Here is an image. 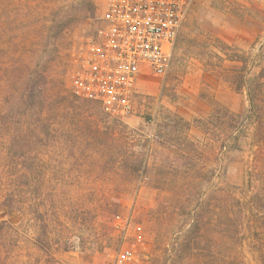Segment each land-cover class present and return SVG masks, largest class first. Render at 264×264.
Wrapping results in <instances>:
<instances>
[{"label": "rangeland", "instance_id": "374dc122", "mask_svg": "<svg viewBox=\"0 0 264 264\" xmlns=\"http://www.w3.org/2000/svg\"><path fill=\"white\" fill-rule=\"evenodd\" d=\"M104 8L0 0V264H108L126 245L149 264H264V155L244 136L211 160V112L248 107L232 69L264 61V0H194L125 117L71 89Z\"/></svg>", "mask_w": 264, "mask_h": 264}, {"label": "built area", "instance_id": "2783aa9c", "mask_svg": "<svg viewBox=\"0 0 264 264\" xmlns=\"http://www.w3.org/2000/svg\"><path fill=\"white\" fill-rule=\"evenodd\" d=\"M193 1L105 0L101 25L72 76L73 95L97 103L109 116L129 115L138 78L161 75L168 69L170 48ZM114 224L126 231L130 219L116 215ZM108 264L149 263L133 245H126Z\"/></svg>", "mask_w": 264, "mask_h": 264}, {"label": "trees", "instance_id": "16d2710c", "mask_svg": "<svg viewBox=\"0 0 264 264\" xmlns=\"http://www.w3.org/2000/svg\"><path fill=\"white\" fill-rule=\"evenodd\" d=\"M232 70L233 84L245 88L248 107L243 114L221 109L211 112V160L218 161L226 150L239 147L240 137L248 136L252 161L257 162L258 155H264V61L258 73H251L244 61Z\"/></svg>", "mask_w": 264, "mask_h": 264}]
</instances>
